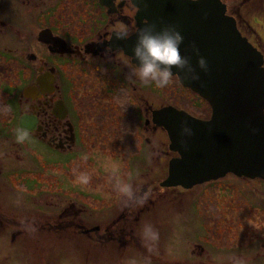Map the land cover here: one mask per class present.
Wrapping results in <instances>:
<instances>
[{
	"label": "rangeland",
	"instance_id": "rangeland-1",
	"mask_svg": "<svg viewBox=\"0 0 264 264\" xmlns=\"http://www.w3.org/2000/svg\"><path fill=\"white\" fill-rule=\"evenodd\" d=\"M83 2H76L75 7L85 9ZM261 2L262 8L254 2L250 8L245 4L240 10L248 16L262 9L264 15V0ZM79 15L77 22L85 23L84 12ZM260 21L264 24V19ZM253 26L264 34V26ZM68 71L75 80L70 92L82 102L83 109L85 99L91 95L93 106L91 111L87 107L78 121L85 147L71 156L44 150L43 193L46 201H55L43 205V209L55 214L72 200L78 217L83 219L88 215L104 218L112 226L117 220L120 226L130 222L133 235L145 246V253L149 248V254L143 257L130 239L124 251L112 240L95 242L76 234L73 239L69 230L64 235L60 232L63 227L58 226L46 231V244H30L32 257L43 255L50 264H264V181L227 174L191 189L161 187L167 161L173 156L166 134L158 131L155 137L151 132L143 135L141 116L131 118V122L125 120L127 113L138 114V107L143 110L147 100L154 109L170 104L199 118L202 110L190 106L199 101L176 82L161 89L154 83L137 80L128 64L120 72L106 69L114 80L102 81L96 87L85 82L87 74H82L86 71L80 66ZM15 77L13 73L14 83ZM119 81L124 91L118 104L113 89ZM132 85L141 88L133 90L140 97V106L130 92ZM89 88H95L96 93ZM144 137L151 142L147 144ZM161 151L168 156H161ZM84 175L87 183L80 179ZM36 191L32 189L31 193ZM131 195L137 199L133 201ZM136 210H143L138 212L140 216L134 213ZM9 246L0 244V256L15 264L14 256L21 251L16 244ZM201 249L205 257L199 254Z\"/></svg>",
	"mask_w": 264,
	"mask_h": 264
},
{
	"label": "flooded vegetation",
	"instance_id": "flooded-vegetation-1",
	"mask_svg": "<svg viewBox=\"0 0 264 264\" xmlns=\"http://www.w3.org/2000/svg\"><path fill=\"white\" fill-rule=\"evenodd\" d=\"M78 1L83 2L0 0V244L18 245L21 252L14 256L15 264H45L46 258L43 255L32 257L30 244H46L48 241L43 240L48 233L46 231L58 226L63 227L60 231L62 234L69 233L73 239L75 234L81 238L93 239L95 233L96 239L104 243L116 241L124 251L130 246V240H133L137 250L142 251L143 257L146 258L149 254V248L145 253V246L133 235L130 222L120 226L116 223L117 220L112 226L104 218L96 219L90 215L85 216V219L91 220L88 222L78 217L74 209L76 202L72 200L55 214L43 209V205L55 201H46L43 193L44 150L46 148L56 154L71 156L77 154L81 147H85L78 121L84 110L88 107L87 110L91 111L93 106L91 95L85 99L83 109L82 102L70 92L75 80L68 68L80 66L82 71H86L82 74H87L85 82L95 87L101 85L102 81L107 83L114 80L106 69L120 72L125 64L133 71L136 68L121 49L108 46L112 33L127 29L131 35L135 31L136 8L131 1L112 0L109 6H104L98 0H87L86 3L83 2L85 9L75 7ZM236 1L231 3L222 0L226 13L235 19L241 35L261 52L264 67V34L253 26L258 24L259 28H263L264 24L260 21V18L264 19L262 9L258 14L248 13V16L240 10L245 4L250 8L254 2L259 3L262 8V2L246 0L243 5H239ZM80 11L84 12L85 23L77 22L82 16L79 15ZM60 39L69 51H61ZM13 73L16 74L15 83ZM136 78L140 80L139 77ZM175 82L199 101L198 104H190L202 110V117L199 118H209V104L198 94L182 86L173 75L172 83ZM120 83H116L113 89V97L116 96L117 101L122 100L124 91ZM27 86H35L37 91L26 97L23 89ZM136 88L139 87L133 86L130 92L140 106V97L133 91ZM89 89L96 93L95 88ZM145 103L143 110L139 107L137 109L138 115L142 117L143 135L151 132L155 137L158 131L166 134L162 128L151 123V110L154 105L148 100ZM95 104L99 106L101 103L96 100ZM183 110L192 113L185 108ZM22 115H27L34 121L31 131L20 127L19 119ZM148 139L143 138L147 144L151 142ZM161 152V156H168L166 151ZM171 153L173 156L177 155ZM32 189H36V193H31ZM146 190L148 188L143 191ZM53 196L50 197L54 199ZM136 197L132 200L137 199ZM58 198L56 197L57 201ZM127 205L128 203L126 207ZM141 211L136 210L134 213L140 216ZM128 214L132 216L131 213ZM66 230L70 232L65 233ZM200 251L199 254L205 257L204 250ZM0 263L11 264L7 257L2 256Z\"/></svg>",
	"mask_w": 264,
	"mask_h": 264
},
{
	"label": "water",
	"instance_id": "water-1",
	"mask_svg": "<svg viewBox=\"0 0 264 264\" xmlns=\"http://www.w3.org/2000/svg\"><path fill=\"white\" fill-rule=\"evenodd\" d=\"M130 1L136 8V29L127 40L118 39V32L112 33L108 46L121 49L135 64L131 55L140 29L146 25L154 30L178 29L184 37L181 53L190 58L199 79L194 80L175 68L174 75L182 86L202 97L211 109L207 119L197 118L172 105L151 110V123L166 132L168 150L177 154L169 159L167 174L160 186L191 189L227 174L264 181V67L261 52L241 35L235 19L226 13L222 0ZM98 2L109 6L112 0ZM65 46L60 39L62 52L69 51ZM197 55L206 58V71L198 68ZM38 82L41 86L39 79ZM36 91L35 86H27L23 94L27 97ZM182 122H187L193 129L191 136L182 134ZM33 124L27 115L19 119L23 130L31 131Z\"/></svg>",
	"mask_w": 264,
	"mask_h": 264
},
{
	"label": "clouds",
	"instance_id": "clouds-1",
	"mask_svg": "<svg viewBox=\"0 0 264 264\" xmlns=\"http://www.w3.org/2000/svg\"><path fill=\"white\" fill-rule=\"evenodd\" d=\"M116 37L127 40L130 32L122 29ZM183 42L184 37L176 28L154 30L146 25L136 33V42L132 48L131 56L136 64L135 74L141 80L154 83L161 89L167 88L173 82V68L186 72L194 80L199 79V73L191 64L190 58L181 53ZM194 51L198 53V49L194 48ZM196 64L202 71L207 70L208 63L204 56L197 55ZM181 132L191 136L193 129L187 122H182ZM80 179L87 183L88 177L84 175Z\"/></svg>",
	"mask_w": 264,
	"mask_h": 264
},
{
	"label": "trees",
	"instance_id": "trees-1",
	"mask_svg": "<svg viewBox=\"0 0 264 264\" xmlns=\"http://www.w3.org/2000/svg\"><path fill=\"white\" fill-rule=\"evenodd\" d=\"M232 1H234V0H227V2H231L232 3ZM246 0H237L236 2H237V4H244V2H245ZM138 117H139V115L138 114H135L134 112H132V113H127L126 114V118H125V120L126 121H128V120H130V122H131V118H136V120L138 119ZM141 120V119H140ZM101 233V232H100ZM96 236H95V233L93 234V240L96 242V241H101V240H98V239H96L95 238ZM80 244H85V243H80ZM87 244H90V243H87ZM138 252H142V251H139L138 250Z\"/></svg>",
	"mask_w": 264,
	"mask_h": 264
}]
</instances>
